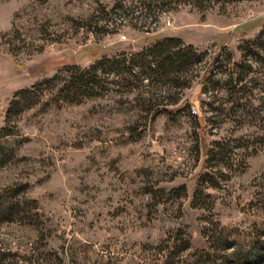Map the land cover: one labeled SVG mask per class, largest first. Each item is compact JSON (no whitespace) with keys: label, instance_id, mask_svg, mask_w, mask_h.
<instances>
[{"label":"rangeland","instance_id":"rangeland-1","mask_svg":"<svg viewBox=\"0 0 264 264\" xmlns=\"http://www.w3.org/2000/svg\"><path fill=\"white\" fill-rule=\"evenodd\" d=\"M140 1L0 0V264H264V0ZM165 38L195 60L125 74Z\"/></svg>","mask_w":264,"mask_h":264},{"label":"trees","instance_id":"trees-1","mask_svg":"<svg viewBox=\"0 0 264 264\" xmlns=\"http://www.w3.org/2000/svg\"><path fill=\"white\" fill-rule=\"evenodd\" d=\"M162 0H141L140 3L148 7L151 3ZM182 45L177 38H165L161 41H156L153 45H150L145 51L133 54L132 59L129 60L127 65L126 75L132 77L135 72L133 68H137L142 72L143 78L148 79L152 76L158 75L161 78L172 77L177 74L180 69L191 64L195 60V50L190 46L186 45L182 49ZM186 50V51H185ZM123 59V57H121ZM116 61L114 58H102L95 63H93L89 68L79 69L76 66L67 67L64 70H74L75 73H69L66 80V85H68V91H71L76 95H91L93 93L92 86L95 84V79L97 71L100 69L101 72L104 66L118 67L123 60ZM135 59V61H134ZM214 59L208 62L207 67L204 69L203 75L206 76L212 66ZM109 63V64H108ZM111 63V64H110ZM100 72V71H99ZM116 72L114 74H119ZM121 74V73H120ZM230 76V75H229ZM57 77L53 76L45 80L44 82L33 85L28 89L18 91L14 94L13 98L9 102L7 109L4 111V117H6L10 112H21L23 109L28 108L33 104L34 99L39 98L41 91L38 89L40 85L51 82V80ZM9 253H0V256H6ZM12 258L15 261L11 264H40L38 258H34L31 254H21L13 253ZM4 259V258H3ZM0 261L2 259L0 258Z\"/></svg>","mask_w":264,"mask_h":264}]
</instances>
